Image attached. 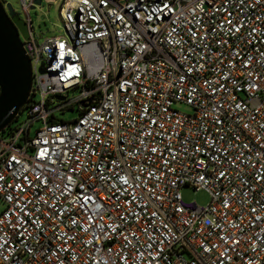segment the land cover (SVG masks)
Wrapping results in <instances>:
<instances>
[{
  "label": "built area",
  "instance_id": "2783aa9c",
  "mask_svg": "<svg viewBox=\"0 0 264 264\" xmlns=\"http://www.w3.org/2000/svg\"><path fill=\"white\" fill-rule=\"evenodd\" d=\"M19 1L33 84L0 138V264H264V0H62L42 44Z\"/></svg>",
  "mask_w": 264,
  "mask_h": 264
},
{
  "label": "water",
  "instance_id": "95a60500",
  "mask_svg": "<svg viewBox=\"0 0 264 264\" xmlns=\"http://www.w3.org/2000/svg\"><path fill=\"white\" fill-rule=\"evenodd\" d=\"M41 3L36 0L33 8ZM7 8L0 1V133L15 121L33 84L31 60L23 43L29 38L28 26L12 5Z\"/></svg>",
  "mask_w": 264,
  "mask_h": 264
},
{
  "label": "rangeland",
  "instance_id": "374dc122",
  "mask_svg": "<svg viewBox=\"0 0 264 264\" xmlns=\"http://www.w3.org/2000/svg\"><path fill=\"white\" fill-rule=\"evenodd\" d=\"M11 3L12 7L19 12L20 10V1L19 0H7ZM62 0H42V3L35 8L30 10V17L32 20V30L36 40L39 41V44H42L46 38L52 36H61L65 33L64 23L60 15V5ZM80 93L79 89L71 90L69 99L77 97ZM175 109L180 110L185 113H191L193 110L190 106L184 103H176ZM63 117L65 120L71 121L79 116V110L75 108L74 110H69L65 113L58 114ZM25 118V113L19 116L21 121ZM18 121L13 122V126L17 124ZM42 126V123H35L32 127L31 134L34 135L36 129ZM8 137V134L5 132L0 133V138ZM182 195L186 201H196L200 206H206L210 202L209 193L204 190H195L193 186L187 185L182 188ZM6 204L3 199L0 197V213L5 209Z\"/></svg>",
  "mask_w": 264,
  "mask_h": 264
},
{
  "label": "trees",
  "instance_id": "16d2710c",
  "mask_svg": "<svg viewBox=\"0 0 264 264\" xmlns=\"http://www.w3.org/2000/svg\"><path fill=\"white\" fill-rule=\"evenodd\" d=\"M13 124V123H12ZM9 125L3 132H5V133H7V134H9L10 133V131L13 129V125Z\"/></svg>",
  "mask_w": 264,
  "mask_h": 264
}]
</instances>
